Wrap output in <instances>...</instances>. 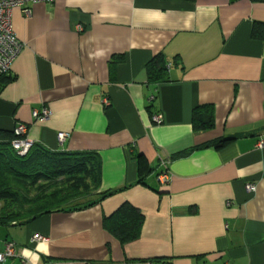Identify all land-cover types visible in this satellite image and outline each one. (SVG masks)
<instances>
[{
	"label": "crops",
	"instance_id": "0c3cea01",
	"mask_svg": "<svg viewBox=\"0 0 264 264\" xmlns=\"http://www.w3.org/2000/svg\"><path fill=\"white\" fill-rule=\"evenodd\" d=\"M11 20L23 49L0 89V132L21 124L49 151L97 154V192L114 193L0 224V253L16 249L0 264H264V36L254 35L264 2L58 0ZM159 54L167 80L150 83L145 68ZM42 107L50 116L33 120ZM200 107L212 108L209 131L192 127ZM136 156L150 170L142 183ZM125 203L143 223L120 245L103 220Z\"/></svg>",
	"mask_w": 264,
	"mask_h": 264
},
{
	"label": "trees",
	"instance_id": "16d2710c",
	"mask_svg": "<svg viewBox=\"0 0 264 264\" xmlns=\"http://www.w3.org/2000/svg\"><path fill=\"white\" fill-rule=\"evenodd\" d=\"M256 27L254 35L261 39L264 27L261 24H256ZM168 66L163 55L155 56L145 68L148 82L166 81ZM12 81L9 74L1 76L0 89ZM192 127L197 132L211 130L214 127L212 108L195 109L192 113ZM15 138L13 131L0 132V224L24 225L51 213L84 210L114 193L97 192L101 176L97 154L52 152L32 144L24 156H19L12 147ZM225 143L227 141L224 139L212 145L220 147ZM136 159L139 165L138 183H142L150 170L142 157L136 156ZM142 223V214L125 203L104 218L103 227L120 245H125L137 240Z\"/></svg>",
	"mask_w": 264,
	"mask_h": 264
},
{
	"label": "built area",
	"instance_id": "2783aa9c",
	"mask_svg": "<svg viewBox=\"0 0 264 264\" xmlns=\"http://www.w3.org/2000/svg\"><path fill=\"white\" fill-rule=\"evenodd\" d=\"M56 1L58 0H0V77L6 76L10 73L13 62L23 49V44L17 39L12 28V11L14 9H20L25 16H29L31 14L32 5H50ZM76 30L81 31V26H76ZM31 116L35 121H43L50 116V111L45 107L33 109ZM152 121L156 124H160L162 121L161 116H153ZM13 133L16 138L12 141V147L16 151L17 155L24 156L32 146V142L30 140L23 138L26 133V126L21 124L17 125ZM66 138H68L67 134H58V141L60 144L63 143ZM256 147L258 149L264 148V142L259 141ZM161 165L164 166V170L160 172L156 180L160 186L164 187L168 185L170 175L168 174V171H166L164 161L161 162ZM245 188L248 192H253L255 190V186L253 184H248ZM32 241L44 242L46 241V238L35 234L32 237ZM15 256V246L13 244H6L4 252L0 253V262Z\"/></svg>",
	"mask_w": 264,
	"mask_h": 264
}]
</instances>
